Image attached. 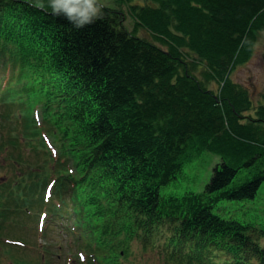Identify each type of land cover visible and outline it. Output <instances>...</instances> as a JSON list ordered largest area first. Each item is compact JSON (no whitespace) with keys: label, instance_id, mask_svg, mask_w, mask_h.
I'll return each mask as SVG.
<instances>
[{"label":"trees","instance_id":"trees-1","mask_svg":"<svg viewBox=\"0 0 264 264\" xmlns=\"http://www.w3.org/2000/svg\"><path fill=\"white\" fill-rule=\"evenodd\" d=\"M144 1L124 5L129 31L120 8L77 29L50 9L0 0V153L13 152L21 169L30 152L35 163L46 156L45 175L53 143L75 158L83 185L58 179L55 198L64 196L58 220L79 231L78 264H141L150 254L161 264H264V102L255 107L232 79L264 30V0ZM204 151L220 157L204 189L163 196ZM35 188L12 186L11 202L1 195L0 217L10 205L13 215L42 208ZM46 239L37 258L34 244L0 243L17 264H53L61 242Z\"/></svg>","mask_w":264,"mask_h":264},{"label":"rangeland","instance_id":"rangeland-1","mask_svg":"<svg viewBox=\"0 0 264 264\" xmlns=\"http://www.w3.org/2000/svg\"><path fill=\"white\" fill-rule=\"evenodd\" d=\"M102 2L107 7L124 9L125 17L123 23L129 31L134 30L135 20L131 15L130 10H127V8L125 9L124 5H127L130 8L131 4L145 3L144 0H134L132 3H121L119 2V0H102ZM137 35L149 40H153L150 32L140 27L137 29ZM2 76L3 71H0V79L2 78ZM232 79L249 89L255 107L258 106L260 102H264L262 99V94L264 93V30L258 33L253 57L246 64L236 68V70L232 74ZM212 87L215 88L216 85L213 84ZM11 154H13V152H11ZM11 154L9 153V151L0 153V196L4 195L9 200V202H11V197L14 195V193H10V189L12 188V186L19 187V185H22L23 187L27 183L29 184V182H31L32 188L36 187L34 190V194L37 198L41 197L45 185L44 175L46 156H40L38 162L35 163V155L33 152H30V155L27 158L29 159L28 163L25 164V167L28 169V173L26 175L23 174L22 178V180L24 179L25 182H19L17 176L20 171L16 170L12 165V162H10V158H12ZM218 161H220V157L209 151H204L198 154L193 159V161L184 166L183 171L178 175V178L176 180H173L168 185L161 188V194L164 196L168 193L174 192L180 195L185 193L186 191H202L205 184L208 182L210 176L212 175L213 168ZM27 189L28 186L23 188L24 194H27ZM263 198L264 182L261 184L257 194V199L263 201ZM19 202L21 204V201ZM4 204L5 201H2L0 197V205ZM32 208L36 211L38 210L35 206H33ZM10 209L12 210V205H10V208H8L7 210L11 211ZM9 211H6V217L4 216V214H2V216L0 217V224H2L1 226L3 228L0 236L4 235L34 244L35 246L30 248L33 249L32 252H29V257L31 258H37V253L42 252L41 246H47L46 238H48L49 241L53 240L57 243L61 242L59 247L56 246L57 249L53 247L52 253L57 255L56 258L58 259L54 261L53 264H78L76 259H73V256L75 255V253H78L79 255V252H81L82 250L76 247V229L74 231L71 230V222H69V224H66V220L63 218L58 220V216H60L58 212L55 215L54 220L52 221V226L57 225V230H55L52 235L45 236L44 238L41 235L40 227H37V218L25 214L22 210H18L14 215L9 213ZM257 212H259V210H251L248 213L241 214V216L246 219H252L254 218V214ZM70 241H72L71 245L68 244ZM0 242H3L1 238ZM61 246H63L62 248H64V253L61 249ZM22 247L28 248L27 245H23ZM50 249L52 250V248ZM59 251H62L63 254ZM11 257H14L13 254L7 251L6 247L4 245H1L0 243V264H17V262L13 261ZM71 259L73 260L71 261ZM141 264L161 263L157 256H155L154 254H150L145 255V257L141 261Z\"/></svg>","mask_w":264,"mask_h":264},{"label":"clouds","instance_id":"clouds-1","mask_svg":"<svg viewBox=\"0 0 264 264\" xmlns=\"http://www.w3.org/2000/svg\"><path fill=\"white\" fill-rule=\"evenodd\" d=\"M30 6L51 10V14L64 17L80 29L103 19L105 5L102 0H26Z\"/></svg>","mask_w":264,"mask_h":264}]
</instances>
